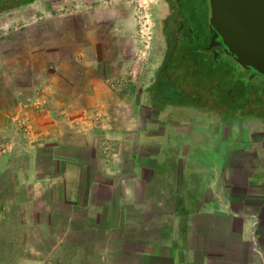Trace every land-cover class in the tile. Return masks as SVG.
Returning a JSON list of instances; mask_svg holds the SVG:
<instances>
[{
  "label": "crops",
  "instance_id": "obj_1",
  "mask_svg": "<svg viewBox=\"0 0 264 264\" xmlns=\"http://www.w3.org/2000/svg\"><path fill=\"white\" fill-rule=\"evenodd\" d=\"M67 15L40 19L71 30ZM87 36L95 46L63 39L0 63V264H264L262 120L210 119L225 150L206 173L189 167L182 206L179 156L160 164L165 113L150 107L164 126L149 129L140 90H115L111 48Z\"/></svg>",
  "mask_w": 264,
  "mask_h": 264
},
{
  "label": "rangeland",
  "instance_id": "obj_2",
  "mask_svg": "<svg viewBox=\"0 0 264 264\" xmlns=\"http://www.w3.org/2000/svg\"><path fill=\"white\" fill-rule=\"evenodd\" d=\"M67 1H70L69 5L63 7V0H36L32 4L12 7L10 0H0V63L4 58L12 55L13 50L17 49L21 55L32 56V49L42 45L52 47V42L63 39H70L71 42L73 41L80 46L85 44L95 46L90 37L87 36L88 33L95 32L96 40L103 38V41H105L104 46L108 45L111 48L110 53L113 60L107 62L104 58V62L108 63L107 69L110 68L107 73L109 74L111 70H115V73L122 77L115 90L121 93V89L129 86L140 90L138 97L136 96L130 101L139 106V112H141L149 129H163V123L152 116L153 112L150 110V104L148 103L147 89L157 74L166 50L163 21L173 13L172 6H179L181 0H171V2L166 0ZM194 2L196 5L200 4L201 15L204 17L205 23L209 25V0H194ZM41 10L44 13H40ZM45 12H50L54 16L68 14V18L64 19H69L71 30L67 28L64 30L62 27L55 28L51 18L40 19L41 16L45 15ZM37 13L38 17L30 18V16L32 17ZM114 15H118L119 18ZM106 31L107 34L105 35ZM202 43L206 44L205 40ZM104 53L106 54V52ZM88 56L90 55L88 54ZM198 57L208 62L209 65L212 62L215 63L217 69L216 67H213V69H216V73L220 78V74H225L230 68L236 69L238 76L244 73V77L247 76L248 85L258 90L259 93H264V78L262 76L253 77L238 65L232 57L221 54H219V57H215L207 50L199 52ZM114 62L119 64L112 65ZM218 84H221V80ZM112 86L115 87L116 83L113 82ZM218 88L221 87L218 86ZM176 108L170 105V107L166 106L161 110L159 109V113H162V115L165 113L167 120L166 127L163 129L167 139L162 142V146H159L160 151L162 150L160 164L166 166L167 163L164 160L174 161L175 156H179L176 163L180 170V176L182 177L183 173L185 176L184 189L179 194L182 199L180 204L191 207L190 205H194L193 199L196 190L192 191V204H190V195H187L186 187L191 182V188H197L195 182L198 179L187 177L189 167L196 172L206 173L207 164L214 162L208 159L213 154L224 153L225 145L220 143V147H218L217 140L219 137L214 132L217 126L210 120L213 116L209 115V112H206L207 110L203 109L199 113L195 110H189L185 113V111ZM216 111L219 113V105ZM162 115L161 120L163 119ZM61 116L63 117V115ZM91 116L93 118L100 117L97 119V122H100L101 116L98 115V112H95L94 115L91 114ZM261 123H264V120ZM251 124L253 123L247 122V125ZM114 148L109 139L103 140V155H113ZM184 155H202L203 158L201 161H194L191 164L185 162ZM207 178L204 177L199 180H207ZM180 212L186 214L188 211L183 210Z\"/></svg>",
  "mask_w": 264,
  "mask_h": 264
},
{
  "label": "trees",
  "instance_id": "obj_3",
  "mask_svg": "<svg viewBox=\"0 0 264 264\" xmlns=\"http://www.w3.org/2000/svg\"><path fill=\"white\" fill-rule=\"evenodd\" d=\"M10 1L14 7L36 0ZM199 8L200 4L196 5L194 0H181L179 6H172L173 13L163 21L166 50L147 89L150 107L158 112L170 105L197 113L205 109L219 120H264V93L248 85L244 73L238 76L236 69L230 68L225 74L219 73L220 78L215 63L209 65L199 59L198 53L205 50L209 37L208 23Z\"/></svg>",
  "mask_w": 264,
  "mask_h": 264
},
{
  "label": "water",
  "instance_id": "obj_4",
  "mask_svg": "<svg viewBox=\"0 0 264 264\" xmlns=\"http://www.w3.org/2000/svg\"><path fill=\"white\" fill-rule=\"evenodd\" d=\"M210 37L205 50L224 53L264 78V0H209ZM215 57L219 52L213 50Z\"/></svg>",
  "mask_w": 264,
  "mask_h": 264
},
{
  "label": "flooded vegetation",
  "instance_id": "obj_5",
  "mask_svg": "<svg viewBox=\"0 0 264 264\" xmlns=\"http://www.w3.org/2000/svg\"><path fill=\"white\" fill-rule=\"evenodd\" d=\"M208 30H209V37H210V29H209V25H208ZM209 37H208V44H209ZM207 44V45H208ZM205 49V48H204ZM213 50H216L218 51L220 54L223 52L224 53V47L223 46H217L215 47ZM213 50H211L210 52L214 55L213 53ZM225 54V53H224ZM226 55V54H225ZM244 69V68H243ZM246 70V69H245ZM250 75H252L253 77L255 76H260V75H257L253 70H246ZM252 77V78H253Z\"/></svg>",
  "mask_w": 264,
  "mask_h": 264
}]
</instances>
